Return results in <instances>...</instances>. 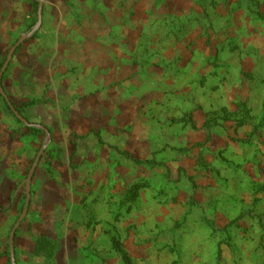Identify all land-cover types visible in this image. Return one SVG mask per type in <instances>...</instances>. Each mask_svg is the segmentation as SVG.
Returning a JSON list of instances; mask_svg holds the SVG:
<instances>
[{"label": "rangeland", "instance_id": "rangeland-1", "mask_svg": "<svg viewBox=\"0 0 264 264\" xmlns=\"http://www.w3.org/2000/svg\"><path fill=\"white\" fill-rule=\"evenodd\" d=\"M22 38L0 264L43 146L16 264H264V0H0V72Z\"/></svg>", "mask_w": 264, "mask_h": 264}, {"label": "water", "instance_id": "water-1", "mask_svg": "<svg viewBox=\"0 0 264 264\" xmlns=\"http://www.w3.org/2000/svg\"><path fill=\"white\" fill-rule=\"evenodd\" d=\"M42 11H43V4H40L39 7V23H41V15H42ZM25 41V38H22L10 51L8 58L0 72V94L4 97V99L6 100L8 106L11 108L12 112L15 114V116L21 121L23 122L25 125L33 127V125L29 124V122L26 120V118H24L19 111L15 108V106L12 104L9 96L7 95V93L5 92L3 85H2V80H3V76L4 73L6 72V70L8 69L12 58L15 54V51L17 50V48ZM45 132L48 134L49 136V132L47 130H45ZM46 146H43L39 152V154L37 155L35 162L32 166V168L30 169V172L28 174V177L24 183V185L26 186V205L24 208V211L22 213V215L20 216L19 220L17 221L16 225L14 226L11 234H10V253H11V258H12V262L13 264H16L15 262V248H14V243H15V235L16 232L18 230V228L20 227L21 223L24 221V219L26 218L28 212H29V208H30V204H31V191H32V183H33V178L34 175L36 173L37 167L40 163V160L45 152Z\"/></svg>", "mask_w": 264, "mask_h": 264}, {"label": "trees", "instance_id": "trees-1", "mask_svg": "<svg viewBox=\"0 0 264 264\" xmlns=\"http://www.w3.org/2000/svg\"><path fill=\"white\" fill-rule=\"evenodd\" d=\"M17 110L19 112H21V109L20 108H17ZM30 131H32L33 133H38L39 132L37 129H33V128H30Z\"/></svg>", "mask_w": 264, "mask_h": 264}]
</instances>
